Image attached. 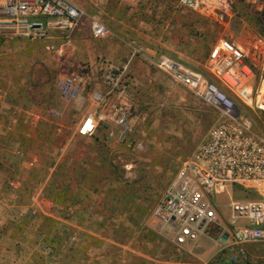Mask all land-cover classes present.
<instances>
[{
    "label": "rangeland",
    "instance_id": "1",
    "mask_svg": "<svg viewBox=\"0 0 264 264\" xmlns=\"http://www.w3.org/2000/svg\"><path fill=\"white\" fill-rule=\"evenodd\" d=\"M79 1L80 4L87 1L86 10L82 6L86 24L82 37L95 39L90 36L89 27L90 21L97 19L107 26L109 33L95 41H115L125 47L126 56L118 65H112L120 68L127 64L123 80L128 82L129 90L124 98L119 96L110 90L102 74L105 118L98 122L92 136L101 139L103 146L98 147L97 152L99 158L102 155V161L77 162L71 155L74 152L71 143H62L57 155L61 160L57 159L51 166L45 163V167L38 171L36 186L43 190L42 194L38 193L43 196L41 204L45 202L47 207L55 208V221L62 224L63 232L72 219L87 222L107 237L110 249L120 247L114 242L116 240L131 241L138 231L140 235L149 231L158 234L159 226V235L173 238L175 229L159 223L154 217V209L178 169L194 158L217 118L216 106L223 103L241 106L238 96L227 83L213 75L207 66L211 49L221 36L241 46L247 54L244 62L254 75L251 102L246 105L257 124L264 128V44L255 43L257 36L264 38V0H228L229 6L224 12L221 9L217 19L186 6L182 0H107L106 4L98 3L100 0ZM122 8L131 9L137 16L135 19L123 18L131 27L125 30L119 19L111 17ZM135 21H141L140 34L132 31L137 25ZM49 31L50 36L56 38L67 35L70 30L50 28ZM164 58L175 61L183 69L200 72L216 94L212 90L203 96L194 94L172 74L157 67V61ZM122 112H125L127 129L119 123ZM83 144L78 143L76 147L83 148L80 153L94 148ZM54 164H58L60 171L66 169L68 176L58 177ZM77 168H83L85 172H77ZM230 190L234 199L254 194H247L240 187ZM229 201L227 194L211 199L217 212V221L211 223L219 243H222L223 231L232 230ZM44 217L53 219L50 215ZM52 228L48 222L43 225L48 233ZM206 231L200 235H209L210 231ZM45 238L44 264H72L73 238L66 236L61 246L60 243L55 245L47 233ZM197 241L193 246L195 252L198 251ZM143 245L146 244H139L141 248ZM222 245L217 257L210 256L207 264L232 261V255L236 256L237 264H264V245L250 246L243 256ZM84 246L81 239L77 246L81 251L79 264H83ZM203 250L207 257L215 248L204 247Z\"/></svg>",
    "mask_w": 264,
    "mask_h": 264
},
{
    "label": "crops",
    "instance_id": "2",
    "mask_svg": "<svg viewBox=\"0 0 264 264\" xmlns=\"http://www.w3.org/2000/svg\"><path fill=\"white\" fill-rule=\"evenodd\" d=\"M73 1L86 10L87 1H82V4L79 0ZM106 1L98 3L106 4ZM111 17L119 19L124 30L131 27L123 18H137L134 11L124 8L121 11L117 9ZM135 22L137 25L132 31L140 34L141 21ZM85 25L82 19L67 35L56 38L50 36V31L47 38L41 39L0 35V264H44L46 233L55 245L60 243V246L66 236L73 238L72 264H79L81 251L77 246L81 239L85 243L83 264H207L210 256L217 257L222 244L243 256L237 246L226 244L223 239L222 243L216 240L212 223L203 229L210 231L209 235L198 237L196 252L193 250L194 242L176 247L174 237L169 239L159 235L160 226L158 234L149 231L140 235L138 231L131 241L116 240L114 242L120 247L110 249L107 237L87 222L72 219L63 232L62 224L55 221V208L47 207L45 202L41 204L43 196L39 194L43 190L36 186L38 171L45 167V163L51 166L57 159L61 160L57 155L62 143H71L74 151L71 155L77 162L102 161V155L99 158L97 152V148L103 146L101 139L92 137L95 132L80 135L77 129L84 117L94 110L92 93L105 92L101 84L104 64L118 65L127 51L115 41L102 42L82 37ZM151 37L154 38V34ZM51 44H61L62 51L48 50L46 46ZM67 75L80 76L84 82L80 94L70 99L60 95L56 84ZM50 110L55 114H50ZM82 142L83 146L94 148L80 153L83 148L76 147ZM31 161L34 162L32 166L29 165ZM54 166L58 177L68 176L66 169L60 171L58 164ZM77 172L85 171L77 168ZM45 215L53 219H46ZM46 222L53 226L50 233L43 229ZM141 242L146 244L142 248L139 246ZM254 245L263 244L243 245L244 255ZM204 247L215 250L206 257ZM231 260L218 264L238 262L234 255Z\"/></svg>",
    "mask_w": 264,
    "mask_h": 264
},
{
    "label": "built area",
    "instance_id": "3",
    "mask_svg": "<svg viewBox=\"0 0 264 264\" xmlns=\"http://www.w3.org/2000/svg\"><path fill=\"white\" fill-rule=\"evenodd\" d=\"M182 2L215 19L229 6L228 0L222 3L217 0ZM84 15V9L73 0H0V35L47 38L50 28L72 30ZM89 28L95 39L109 33L107 26L97 19L90 21ZM258 42L264 44V38L257 36L255 43ZM46 48L57 53L62 51L61 44L47 45ZM246 55L241 46L223 36L216 40L209 54L207 66L210 72L227 83L238 96L241 106L226 103L216 106L217 118L194 158L178 169L154 209V217L162 225H171L175 229L173 243L176 247L195 242L209 223L217 221L211 199L220 194H227L230 200L232 230L227 231L226 236L223 233L224 243L237 246L243 255L245 244L264 245V128L257 124L246 105L251 102L254 75L244 62ZM157 67L172 74L177 82L198 96L214 89L200 72L183 69L169 58L157 61ZM126 72L127 64L120 68L110 63L103 66V77L110 90L123 98L129 90L128 82L123 80ZM56 84L60 95L67 99L79 95L84 86L77 75H67ZM91 99L94 110L84 117L77 129L84 136L92 135L98 122L105 118L102 110L105 95L94 92ZM215 100L214 104H217ZM49 113L55 114L52 110ZM124 118L125 112H122L119 123L127 129ZM33 164V161L29 162L30 166ZM236 187L254 194L234 199L230 189Z\"/></svg>",
    "mask_w": 264,
    "mask_h": 264
},
{
    "label": "water",
    "instance_id": "4",
    "mask_svg": "<svg viewBox=\"0 0 264 264\" xmlns=\"http://www.w3.org/2000/svg\"><path fill=\"white\" fill-rule=\"evenodd\" d=\"M226 235H227V232L224 233V236H226Z\"/></svg>",
    "mask_w": 264,
    "mask_h": 264
}]
</instances>
